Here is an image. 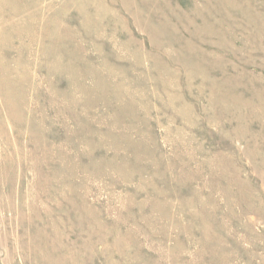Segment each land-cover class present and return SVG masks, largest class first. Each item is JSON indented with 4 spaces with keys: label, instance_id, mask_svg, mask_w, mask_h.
Returning <instances> with one entry per match:
<instances>
[{
    "label": "rangeland",
    "instance_id": "rangeland-1",
    "mask_svg": "<svg viewBox=\"0 0 264 264\" xmlns=\"http://www.w3.org/2000/svg\"><path fill=\"white\" fill-rule=\"evenodd\" d=\"M0 264H264V0H0Z\"/></svg>",
    "mask_w": 264,
    "mask_h": 264
}]
</instances>
